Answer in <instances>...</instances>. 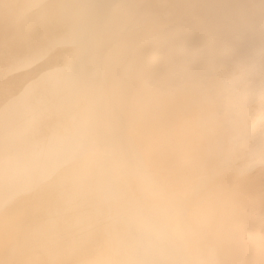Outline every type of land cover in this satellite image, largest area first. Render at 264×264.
Wrapping results in <instances>:
<instances>
[{
    "label": "bare ground",
    "instance_id": "6f19581e",
    "mask_svg": "<svg viewBox=\"0 0 264 264\" xmlns=\"http://www.w3.org/2000/svg\"><path fill=\"white\" fill-rule=\"evenodd\" d=\"M264 0H0V264H175L195 204L264 193Z\"/></svg>",
    "mask_w": 264,
    "mask_h": 264
},
{
    "label": "clouds",
    "instance_id": "9594fccd",
    "mask_svg": "<svg viewBox=\"0 0 264 264\" xmlns=\"http://www.w3.org/2000/svg\"><path fill=\"white\" fill-rule=\"evenodd\" d=\"M230 123L235 142L264 138V94L250 106H237ZM160 243L180 257L175 264H264V193L258 199L235 192L195 204ZM95 264L110 261L101 256Z\"/></svg>",
    "mask_w": 264,
    "mask_h": 264
}]
</instances>
